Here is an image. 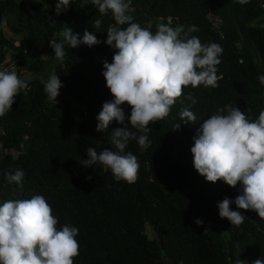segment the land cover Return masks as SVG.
I'll return each mask as SVG.
<instances>
[{
	"label": "trees",
	"instance_id": "1",
	"mask_svg": "<svg viewBox=\"0 0 264 264\" xmlns=\"http://www.w3.org/2000/svg\"><path fill=\"white\" fill-rule=\"evenodd\" d=\"M56 2L0 0V21L11 16L7 26L18 36L14 46L0 28V68L9 55L11 63L36 76L0 117V204L42 195L58 230L65 224L79 229L74 264H252L264 259V221L256 212L232 203L231 210L245 216L238 227L219 217L218 203L225 197L234 201L240 185L207 182L195 171L190 151L201 125L218 109L226 113L236 107L249 120L264 111V85L258 80L264 75V0L244 5L236 0H131L127 14L142 28L155 33L157 24L170 23L187 32L195 26L189 36L222 48L217 87L184 88L170 114L150 123L151 143L144 151L129 140L122 154L132 153L140 164L132 184L116 181L100 164L79 163L87 159L88 147L117 151L112 131L125 126L113 120L107 131H96L102 105L114 99L102 72L103 62L111 63L115 52L104 43L115 21L111 12L102 15L91 3L81 7L82 0H72L57 15ZM211 19L219 20V29ZM67 28L80 36L90 31L101 43L75 48L65 43L67 54L57 59L50 44L64 42L61 33ZM45 73L61 82L56 105L44 92L46 82L40 78ZM17 75L22 79L24 74ZM63 98L73 100L75 108L65 109ZM121 107L130 114V106ZM184 109L193 112L194 123L181 120ZM17 169L24 172L22 185L9 184L4 173ZM197 218L203 224L198 226ZM147 226L155 239L147 237Z\"/></svg>",
	"mask_w": 264,
	"mask_h": 264
},
{
	"label": "clouds",
	"instance_id": "2",
	"mask_svg": "<svg viewBox=\"0 0 264 264\" xmlns=\"http://www.w3.org/2000/svg\"><path fill=\"white\" fill-rule=\"evenodd\" d=\"M236 2L244 5L250 0ZM70 3L72 0H57L56 14L67 10ZM89 3L102 15L111 12L115 21V25L109 26L104 41L115 52L111 63L103 62L102 72L114 99L102 105L96 117V131H107L113 120L125 126L112 131L111 143L117 151L97 152L95 147H88L87 159L79 163L84 167L100 164L110 170L116 181L132 184L139 177L140 164L132 153L122 154L129 140L137 141L140 150L144 151L151 143L147 136L152 130L150 123L170 114L184 88L217 87L221 78L217 75V65L221 62L222 48L216 43L203 44L198 37L189 36L197 31L195 26L187 32L182 25L173 28L170 23L157 24L155 33L142 28L127 14L131 0H82L81 7ZM125 24L128 25L126 28L118 27ZM5 25V21H0V28ZM61 35L64 42L50 44L54 56L60 60L67 54L65 43L69 48L101 43L87 30L80 36L67 28ZM258 80L264 85V75L258 76ZM61 86L56 74L50 76L44 84L49 102L56 105ZM28 87V80L19 78L14 71L0 68V117L11 110L20 90ZM187 99L196 103L191 94ZM124 104L131 108L127 116L121 107ZM180 117L184 123L196 120L188 109L182 110ZM179 128L180 123L174 130ZM193 139L190 151L193 167L199 175L211 183L223 181L230 187L240 185L241 192L234 201L225 197L218 203L219 217L240 226L245 216L231 210L230 205L235 203L239 209L256 212L264 221V111L256 119L249 120L245 112L236 107L226 113L224 109H218L203 122ZM4 175L9 184L22 185V170ZM195 223L199 226L203 221L197 218ZM57 224L51 205L42 195L4 201L0 204V264H74L79 255L76 240L79 229L65 224L58 230ZM238 264L246 262L240 260ZM252 264H264V259H256Z\"/></svg>",
	"mask_w": 264,
	"mask_h": 264
},
{
	"label": "rangeland",
	"instance_id": "3",
	"mask_svg": "<svg viewBox=\"0 0 264 264\" xmlns=\"http://www.w3.org/2000/svg\"><path fill=\"white\" fill-rule=\"evenodd\" d=\"M24 4V3H23ZM25 9V4L22 5V11H24ZM12 17L9 15L4 16L3 18H1V21H5L6 25L5 27L1 28L2 31V35L7 39L10 40L14 43V46L17 45V40H18V36L13 33L7 26V23L10 21ZM212 20V24L214 26L215 29H219L220 28V22L218 19H211ZM47 57H45L46 59ZM10 61V56H7V62L6 64ZM254 62L256 65H260V62L258 60V58H254ZM51 74L49 73H45L43 75V78H40L41 80H43L44 82H47V80L50 78ZM22 79H26V80H31V79H36V76L32 73H25L23 76H21ZM64 101L65 104H67V107H64L65 109H67L68 111H71L75 108L76 104L73 100H71L70 98H63L62 99ZM146 235L149 239H155V236L151 230V228H149L148 226L146 227Z\"/></svg>",
	"mask_w": 264,
	"mask_h": 264
},
{
	"label": "built area",
	"instance_id": "4",
	"mask_svg": "<svg viewBox=\"0 0 264 264\" xmlns=\"http://www.w3.org/2000/svg\"><path fill=\"white\" fill-rule=\"evenodd\" d=\"M112 51H114L113 48H112ZM1 68L5 71H14V72H16V74H19V75L26 73V70L22 66L14 65L10 61L7 64H5V66H3Z\"/></svg>",
	"mask_w": 264,
	"mask_h": 264
}]
</instances>
